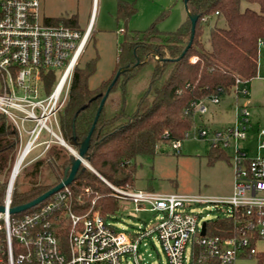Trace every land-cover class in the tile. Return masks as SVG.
I'll return each mask as SVG.
<instances>
[{"label":"built area","instance_id":"2783aa9c","mask_svg":"<svg viewBox=\"0 0 264 264\" xmlns=\"http://www.w3.org/2000/svg\"><path fill=\"white\" fill-rule=\"evenodd\" d=\"M90 31V26L80 30L62 21L51 22L43 15L40 0H0V112L18 132L17 158L21 156L22 161L36 147L43 152L51 143L64 145L58 112L68 97L72 71ZM261 43L264 39L259 40ZM195 60L194 56L190 58L191 62ZM51 69L59 73L57 79L50 91L43 89L46 94L39 98L34 83L40 81L44 86L42 71ZM246 83V79L235 78V100L239 93H247ZM219 97L213 94L198 99L194 102L196 112L206 113L205 99L218 103ZM249 116L246 105L236 104L233 124L212 130L198 127L195 132L207 139L211 148L232 150L229 158L234 178L227 196L155 194L104 180L114 197L132 202L136 209L157 213L155 224L148 228L139 225L133 233L114 227L98 209L77 213L70 184L63 185L39 206L12 213V189L8 185L0 202L4 205L0 211V264H122L123 256L127 264L130 259L134 264H145L138 249L147 236L159 242L165 264H231L238 256L256 254V242L264 239V129L257 131V153L250 156L238 146L248 137ZM188 135L189 130L183 137ZM167 136L165 131L163 137ZM169 144L179 152L181 138ZM83 190L87 192L89 187ZM202 203L227 206L224 215L232 218L227 236L207 234L206 225L204 234L200 233L202 212L188 207Z\"/></svg>","mask_w":264,"mask_h":264},{"label":"trees","instance_id":"16d2710c","mask_svg":"<svg viewBox=\"0 0 264 264\" xmlns=\"http://www.w3.org/2000/svg\"><path fill=\"white\" fill-rule=\"evenodd\" d=\"M242 1L256 3L258 9L242 7ZM187 8L198 14L192 43L187 49L191 32L188 16L174 30L161 31L152 23L127 36L112 76L96 88L87 84L93 63L84 68L77 65L73 70L68 97L58 117L62 138L78 149L108 89L85 158L100 175L117 186H133L137 155L152 158L162 142L183 138L193 125L195 101L213 94H229L237 76L248 81L256 75L259 40L264 39V0H187ZM133 12L132 5L119 2V18L127 19ZM211 15L223 18L225 25L215 23L211 27L210 47L205 50L202 35L208 21L202 18ZM54 20L72 27L77 25L72 17ZM150 52H155L158 58L154 59ZM191 55L196 56L194 62L189 61ZM121 67L127 68L111 84ZM42 77L48 92L57 79V72L43 70ZM141 79L145 83L128 110V95ZM165 131L167 137H163ZM18 142L17 130L0 112V202ZM211 149L224 153L220 148ZM41 156L22 174V169L16 174L11 196L13 205L30 201L59 183L70 165L72 153L65 145L54 142ZM70 185L75 198L82 190L81 185L89 187V191L81 192L82 202L73 203L77 213L99 208L109 220L120 206V199L111 195V189L87 167ZM48 199L49 196L34 207ZM231 224V216L216 215L206 220L207 234L225 237ZM256 254L258 264L264 263V250Z\"/></svg>","mask_w":264,"mask_h":264},{"label":"rangeland","instance_id":"374dc122","mask_svg":"<svg viewBox=\"0 0 264 264\" xmlns=\"http://www.w3.org/2000/svg\"><path fill=\"white\" fill-rule=\"evenodd\" d=\"M120 1H125L134 7V12L127 19L118 17V4ZM241 5L242 7L248 5L258 9L256 3L242 1ZM40 9L46 15H62L64 18L72 17L76 19L77 28L84 30L92 9V0H40ZM186 17L187 12L184 0H96L90 35L75 66L78 65L84 68L87 64L93 63L94 69L87 77V84L90 88H96L112 76L127 36L132 35L135 31L148 28L152 23H155L161 31L174 30ZM208 17V22L203 28L202 35V43L205 50L210 47L209 33L211 27L215 23L221 26L225 25L223 18L215 15ZM51 22L58 21L51 19ZM150 54L154 59L158 58L155 52H150ZM193 56L196 59L195 55H191L189 61ZM139 82L131 88L128 95V110L133 107L138 91L143 87L145 80L141 79ZM34 84L37 88V97H43L46 93H44L42 82L39 81ZM2 85L3 78L0 74V92ZM246 88L247 93H239L237 100H235V93L233 92L220 95L218 103H212L205 99L208 110L203 114L195 113L193 125L189 129V135L181 138L179 152H175L168 142H162L156 148V153L152 158L137 155L135 157L136 166L133 186L128 188L151 191L155 194L179 193L205 197L229 195L234 178L232 160L229 158L232 150L224 148V153L218 150L214 151V149H211L209 141L200 138L195 132L198 127H206V129L212 130L222 129L233 124L235 105H246L250 115L248 137L245 140H240L238 146L242 147L250 156L256 155L257 139L255 136L257 130L264 129V43H261L258 47L256 75L247 81ZM70 147L77 151L74 147ZM17 149L19 150V142ZM39 149L40 147H36L24 158L20 166V170L22 169L21 174L37 158L42 157L43 152ZM16 158L6 178L5 192ZM84 162L85 167L96 173L103 181L106 180L110 184L117 186L100 175L87 159ZM104 183L108 186L105 181ZM81 186L80 189L82 190L80 191L83 193L85 192L83 190L85 185ZM81 192L76 196L78 203L82 202ZM119 205L118 210L108 220L119 230L133 233L137 231L139 225L144 224L148 228L158 221L156 212L136 209L135 205L128 200L120 199ZM93 209H98L101 213L99 208ZM226 209V205L218 203H202L188 207L190 211L202 212L203 217L200 218V224L216 215L226 214ZM190 244L186 248L187 258L190 257ZM256 249L258 251L264 250V239L256 242ZM138 255L141 262L145 264L156 261H160L163 264L166 262L164 252L154 236H147L142 239ZM125 258L126 256L122 257V264H127ZM258 260L257 254L253 256H238L231 264H258ZM129 264H134L131 259ZM185 264H188V262L186 261Z\"/></svg>","mask_w":264,"mask_h":264},{"label":"water","instance_id":"95a60500","mask_svg":"<svg viewBox=\"0 0 264 264\" xmlns=\"http://www.w3.org/2000/svg\"><path fill=\"white\" fill-rule=\"evenodd\" d=\"M184 6H185V9H186V12H187V16H188V18L190 20V24H191L190 39H189L188 43L185 46V49H187L192 43V38H193V35H194L195 24H196V21H197V18H198V14L197 13H192V12L189 11V9L187 8V0H184ZM183 54H184V51L181 53V55H183ZM126 68L127 67H121V68H119L117 70V72H116V74L114 76V79L112 80L111 84H113L115 82V80L117 79L119 74L121 72L125 71ZM107 92H108V89H107L105 95L101 98L100 103H99L98 108H97V111L95 113V117H94V120L92 122V125H91L88 133L80 141V144H79V147H78L77 151L73 150L70 147V145L63 140L64 141V145L71 150L72 156H71L70 165L65 168L63 176L61 177L59 183H57L55 186L49 188L48 190L44 191L43 193L39 194L37 197H35L34 199H32L30 201H27L25 203H21V204H18V205H13L9 209L10 212L17 213V212H20V211L25 210L27 208L33 207V206L37 205L38 203H40L41 201H43L48 196H50L51 194H53L55 191L60 189L63 185L71 184V182L76 179L78 174L86 166L84 161L86 159L85 155H86L88 147L90 145V136H91V133H92V131L94 129L96 120H97V118H98V116L100 114V111H101V108L103 106L104 100L106 98ZM81 164H84V165H83V167L80 168ZM13 169H14V166H13ZM13 169H12V172H11V176L9 178V183H8L9 186L14 182V179H12V178H14ZM3 210H4V205L2 203H0V211H3ZM205 225H206V222L203 221L201 223V231H200L201 234H204V232H205Z\"/></svg>","mask_w":264,"mask_h":264},{"label":"crops","instance_id":"0c3cea01","mask_svg":"<svg viewBox=\"0 0 264 264\" xmlns=\"http://www.w3.org/2000/svg\"><path fill=\"white\" fill-rule=\"evenodd\" d=\"M95 5H96V0H92V9H91V12H90V16H89V20H88V22H87V25H86V27L87 26H90V27H92V22H93V16H94V11H95ZM42 13H43V15L45 16V17H47V18H49V19H57V18H60V17H62V18H64V16H50V15H46V14H44V12L42 11ZM76 27H77V25H76ZM248 107V106H247ZM258 131V130H257ZM255 137H257V133H256V136ZM40 149H41V147H40ZM39 149V150H40ZM232 187H233V185H232ZM231 191H232V188H231Z\"/></svg>","mask_w":264,"mask_h":264},{"label":"bare ground","instance_id":"6f19581e","mask_svg":"<svg viewBox=\"0 0 264 264\" xmlns=\"http://www.w3.org/2000/svg\"><path fill=\"white\" fill-rule=\"evenodd\" d=\"M61 85V84H60ZM59 85V86H60ZM22 164V158L21 156L17 158L16 162H15V165H14V169H13V175H14V178L16 176V174L18 173L19 169H20V166ZM12 178V179H14ZM12 186H13V183L10 185V189H12Z\"/></svg>","mask_w":264,"mask_h":264}]
</instances>
